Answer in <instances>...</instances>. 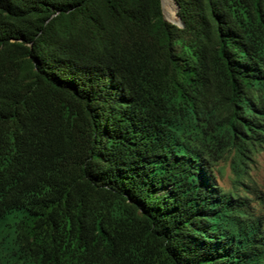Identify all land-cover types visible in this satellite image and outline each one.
<instances>
[{"label":"trees","instance_id":"trees-1","mask_svg":"<svg viewBox=\"0 0 264 264\" xmlns=\"http://www.w3.org/2000/svg\"><path fill=\"white\" fill-rule=\"evenodd\" d=\"M172 1L0 0V264H264V0Z\"/></svg>","mask_w":264,"mask_h":264},{"label":"rangeland","instance_id":"rangeland-1","mask_svg":"<svg viewBox=\"0 0 264 264\" xmlns=\"http://www.w3.org/2000/svg\"><path fill=\"white\" fill-rule=\"evenodd\" d=\"M168 8L174 11V5L171 0H169ZM166 9L167 7L163 6L164 15L167 20H170L167 17ZM219 167L222 170V174L217 176V183L221 188L229 191L232 189L234 173L228 163L220 164ZM247 169H249V176L245 177L244 183L249 187L238 186L236 188L241 194L247 195L251 209L254 208L256 211L259 209V204L264 203V150L257 155L254 163H248Z\"/></svg>","mask_w":264,"mask_h":264},{"label":"water","instance_id":"water-1","mask_svg":"<svg viewBox=\"0 0 264 264\" xmlns=\"http://www.w3.org/2000/svg\"><path fill=\"white\" fill-rule=\"evenodd\" d=\"M172 1V0H171ZM173 2V1H172ZM173 5H174V11H175V18H176V20H167V18H166V16L164 15V10H163V5H162V0H160V7H161V13H162V15H163V19L165 20V21H168L169 23H171V24H173V25H176V26H178V27H182V22H181V20H180V18L177 16V11H178V5L175 3V2H173Z\"/></svg>","mask_w":264,"mask_h":264},{"label":"bare ground","instance_id":"bare-ground-1","mask_svg":"<svg viewBox=\"0 0 264 264\" xmlns=\"http://www.w3.org/2000/svg\"><path fill=\"white\" fill-rule=\"evenodd\" d=\"M175 159V158H174Z\"/></svg>","mask_w":264,"mask_h":264}]
</instances>
